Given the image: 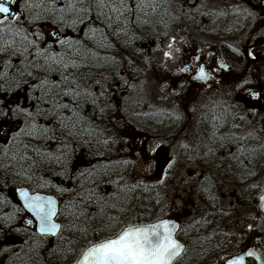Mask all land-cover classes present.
Segmentation results:
<instances>
[{"label":"snow or ice","instance_id":"snow-or-ice-1","mask_svg":"<svg viewBox=\"0 0 264 264\" xmlns=\"http://www.w3.org/2000/svg\"><path fill=\"white\" fill-rule=\"evenodd\" d=\"M245 3L0 0V264H264V24L226 43L238 69L185 59L191 25L238 33L256 17ZM145 33L158 64L117 59L115 40ZM186 77L212 93L189 97ZM122 110L182 126L141 135L118 123ZM229 181L254 208L220 204L213 190ZM193 192L206 203L182 220Z\"/></svg>","mask_w":264,"mask_h":264},{"label":"rangeland","instance_id":"rangeland-1","mask_svg":"<svg viewBox=\"0 0 264 264\" xmlns=\"http://www.w3.org/2000/svg\"><path fill=\"white\" fill-rule=\"evenodd\" d=\"M258 0H254L256 3ZM253 3L249 5V3H245V7H254L252 5ZM253 13L256 14L255 20L249 19L247 22V25L244 29H242L238 33H232V34H225L223 31H221L219 34L215 32H211L208 30L205 31H200L198 30L196 25H191V34H190V44L191 48L187 49V54L190 51H193V53H200L202 56H205V53L207 50H213L216 53L220 54V56L225 59L226 62L233 64L236 66L238 69L242 63V61L237 63V60H234V58H238L235 56L229 48L226 47V43H237V44H242V43H247V41L244 40V37L246 35H250L249 33V28H252V25L255 24V28H260L262 24H264V13L257 12L256 10L250 9ZM202 19V27L207 29L211 25L210 20L207 18H201ZM225 21H220V28L223 29L225 26ZM214 27V26H212ZM255 28L252 29L253 32H255ZM177 47H183V43L180 42L177 44ZM202 49V51H199ZM149 55L141 57V61L136 63V66H142L143 61L146 57L151 56L153 60L158 64L159 63V57L160 53L159 52H153L152 50L148 51ZM181 62V57L180 54L177 53L176 61L175 62H170L172 71L175 72ZM261 73H264V71H261ZM159 71L157 69H150L148 78H147V87L151 90L152 95L149 97V99H154L155 97V91H156V84L157 81L155 80L154 76L159 75ZM171 80H178L180 79L179 76H174L171 74H168ZM141 80L144 79V77L140 78ZM186 79V78H185ZM179 87V85H177ZM185 87H187L185 85ZM213 88H215V85H213ZM190 93L192 97H204L205 95L211 94L212 90L208 89L207 87L203 88H193L191 91H187ZM133 95H135L133 93ZM116 99L122 100V95L118 94ZM263 107V108H262ZM259 109L262 115H264V105ZM125 109H129V105H124ZM131 108H135L137 111H147V107L144 105H135L132 104ZM119 115L123 116L124 119L121 121L120 119L118 120V123L120 125H123L125 122L128 123L129 129L134 130L137 133L145 136H153V135H158L161 133H167L171 134V132L175 131L172 128H168V122L165 119L163 120V124H158V119H147L143 116H135L132 114L131 110L124 111L122 110ZM197 115V114H196ZM199 115V113H198ZM182 125H178L177 128L181 127ZM176 128V130H177ZM122 131L124 130L123 128L121 129ZM85 159L80 162L81 164H85ZM217 177L220 179H223V169L217 170L216 173ZM229 188H234V191H228ZM214 192L216 195L220 197V204H222L225 208H228L230 204L232 205H237L239 206V212L236 213L237 215H240L241 213H244L245 211L251 210V208H254L255 205L253 204L251 208L245 205V202L240 199V197L243 195L242 192L238 193L236 188L234 186H231L228 184V182L225 183L224 187H219L214 189ZM199 195L196 193L190 194L188 197L189 203L185 208H183L179 213H175L176 215H179L182 220H188L190 221L192 217L198 216L200 213L198 211V207L201 205H204L201 200L198 198ZM259 230L261 232H264V225L259 226ZM249 237V234L247 231L244 233V238ZM235 243V240L233 241Z\"/></svg>","mask_w":264,"mask_h":264},{"label":"trees","instance_id":"trees-1","mask_svg":"<svg viewBox=\"0 0 264 264\" xmlns=\"http://www.w3.org/2000/svg\"><path fill=\"white\" fill-rule=\"evenodd\" d=\"M251 2L253 3L254 0H246V3H249V5L251 4ZM124 39H125L124 37H120L118 40L114 41V43H116L118 45L117 49L114 52V54L117 55V59H120L121 56L129 57V58L135 59L136 63L138 64V62L141 61V57L151 54V53L148 52L149 50L153 51L152 42L148 38V34L147 33H145V38L144 39L136 40V41L130 43L127 47L123 46V44H122ZM140 49H143V51L142 52L139 51ZM237 59L238 58H234V60H237ZM119 117H120L121 121L124 119V118L121 117V115H119ZM79 154L80 153H79V150H78L77 155L79 156ZM114 158H115V155H114ZM84 159H85L84 160L85 164H81V167L86 166L87 163L92 159V153L91 152H87L86 155L84 156ZM228 184L231 185V186H234L238 193L242 192V187L243 186L240 185L238 182L233 184V182L229 181ZM53 194H55L54 191H53ZM253 195H255V194H253ZM198 198L201 200V202L203 204L206 203L205 198L202 195H199ZM47 246H49V245L46 244V247ZM0 259H2V258H0ZM5 264H6V261H5Z\"/></svg>","mask_w":264,"mask_h":264},{"label":"flooded vegetation","instance_id":"flooded-vegetation-1","mask_svg":"<svg viewBox=\"0 0 264 264\" xmlns=\"http://www.w3.org/2000/svg\"><path fill=\"white\" fill-rule=\"evenodd\" d=\"M264 0H258L256 3L255 2H253V4L252 5H254V7L252 8V7H248L249 9H252V10H256L257 12H260V14L261 13H264ZM212 52H215V51H213V50H207L206 51V53H205V56L203 57L202 56V54H200V53H195V54H199V55H201V57H202V60H203V63H205V64H208V65H211L212 63H213V60L215 59V56H213L211 53ZM216 53V52H215ZM216 55H220V54H218V53H216ZM185 59H188L189 60V62L191 63L192 62V60H194V53H193V51H190L186 56H185ZM242 60L238 57V59H237V63H239L240 64V62H241ZM261 71H264V67H261ZM188 75H191V74H188ZM185 85L187 86L186 88H187V91H191L193 88H197V89H199V88H203V87H205V86H202V84H198V83H194V82H192V80L191 79H187V77H186V79H185ZM186 95H188L189 97H192L191 95H190V93H188V92H186ZM262 107V106H261ZM260 107V108H261ZM263 108V107H262ZM190 116H191V114H189ZM198 113H197V115L196 116H192L191 117V120L189 121L190 123H194L195 122V120L198 118ZM122 118H124L123 116H121ZM167 119H165V121H166ZM167 122H168V124H169V121L167 120ZM159 125H160V123H158ZM178 126V125H177ZM177 126H175V127H173L172 129L173 130H175L176 131V128H177ZM259 233L260 234H262V235H264V232H261L260 230H259ZM249 234V236H253V237H255L257 234L256 233H248ZM248 238L249 237H247V238H244L245 240H248ZM46 244H48L49 246H51L48 242H46ZM249 264H251V261H249Z\"/></svg>","mask_w":264,"mask_h":264},{"label":"water","instance_id":"water-1","mask_svg":"<svg viewBox=\"0 0 264 264\" xmlns=\"http://www.w3.org/2000/svg\"><path fill=\"white\" fill-rule=\"evenodd\" d=\"M264 3V2H263ZM213 56H215V60H220L221 58H220V56L219 55H216L214 52H212L211 53ZM192 82H194V83H198V84H201L200 82H197V81H193L192 80Z\"/></svg>","mask_w":264,"mask_h":264}]
</instances>
